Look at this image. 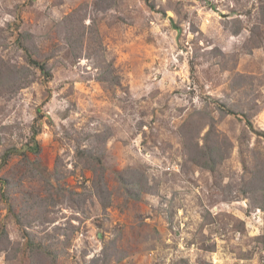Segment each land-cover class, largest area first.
<instances>
[{
	"label": "rangeland",
	"instance_id": "1",
	"mask_svg": "<svg viewBox=\"0 0 264 264\" xmlns=\"http://www.w3.org/2000/svg\"><path fill=\"white\" fill-rule=\"evenodd\" d=\"M263 5L0 0V264H264Z\"/></svg>",
	"mask_w": 264,
	"mask_h": 264
},
{
	"label": "trees",
	"instance_id": "2",
	"mask_svg": "<svg viewBox=\"0 0 264 264\" xmlns=\"http://www.w3.org/2000/svg\"><path fill=\"white\" fill-rule=\"evenodd\" d=\"M261 15L263 16L264 20V5L261 6ZM29 34H22L20 33L18 37L16 38V42L19 44V47L22 49L24 52V55L26 57V62L29 64L27 67L20 66L17 68V70L14 71V75L16 77H21L20 81H24L23 86L26 87L28 86L33 80L38 79L39 77H42L44 81H50L52 79V70L48 67L46 61H39L36 56L37 48L30 44ZM30 70L31 75L29 74ZM27 76L25 77V75ZM113 74V73H112ZM33 76L34 78H32ZM32 78V80H30ZM114 80V81H113ZM111 83L114 85L118 86L119 81L115 76H112ZM229 114L233 113L231 110H227ZM33 154L37 155L39 154L40 148L38 146H33L30 148ZM199 154L196 158L195 161L198 165H201L205 168H207L210 171H214L216 167V163L220 162L221 160L219 159L218 161L215 160L216 157L215 153L213 150L209 149L208 151L205 152H200L196 153ZM91 160H94L97 165L90 166L91 170L93 171L94 174V181L93 183L97 185V196L99 197L100 200H103L105 197L109 200L111 197V190L109 189L107 182L105 180L104 174H105V168L102 165V159L101 157H96L94 158L93 156H90ZM202 159V160H201ZM214 159V160H213ZM91 162V161H90ZM128 173V174H127ZM116 180L123 188L129 191V189L135 188L136 189L139 187V183L134 184V176L133 172H120V174L116 173ZM134 191V192H135ZM138 194V193H137ZM106 206L110 205V201L105 204ZM41 248L38 246V249L35 250H40ZM98 262L101 261L102 264L106 263L105 260H97ZM55 264V262H54Z\"/></svg>",
	"mask_w": 264,
	"mask_h": 264
}]
</instances>
